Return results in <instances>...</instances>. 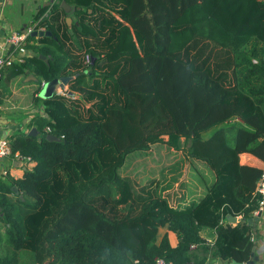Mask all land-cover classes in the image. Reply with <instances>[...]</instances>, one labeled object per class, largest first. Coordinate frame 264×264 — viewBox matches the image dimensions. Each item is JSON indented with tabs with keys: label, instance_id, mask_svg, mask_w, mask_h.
Returning a JSON list of instances; mask_svg holds the SVG:
<instances>
[{
	"label": "trees",
	"instance_id": "trees-1",
	"mask_svg": "<svg viewBox=\"0 0 264 264\" xmlns=\"http://www.w3.org/2000/svg\"><path fill=\"white\" fill-rule=\"evenodd\" d=\"M64 1L71 24L60 2L40 5L30 24L51 35L29 32V52L2 69L0 101L41 111L7 135L24 172L0 177V264L247 261L264 164V0ZM58 77L74 94L39 96ZM157 146L177 153L153 177L120 173Z\"/></svg>",
	"mask_w": 264,
	"mask_h": 264
},
{
	"label": "crops",
	"instance_id": "crops-1",
	"mask_svg": "<svg viewBox=\"0 0 264 264\" xmlns=\"http://www.w3.org/2000/svg\"><path fill=\"white\" fill-rule=\"evenodd\" d=\"M55 0H0V50L6 48L11 49V46L6 42V37L12 30H21L27 25H30L32 14L40 5H45ZM26 3H29L27 9L32 8L31 17L28 21L22 16L23 9ZM30 5V6H29ZM28 9V10H29ZM25 50V48H23ZM29 52V51H27ZM27 75L25 79L30 78ZM55 89V88H54ZM9 99L0 101V135H8L16 129H30L26 126L28 120L35 111H41V106H31L26 109H20L18 105L10 103ZM23 108V107H22ZM242 161L249 163H261V160L250 153L241 154ZM24 165L18 160L8 156L0 159V177L5 178L10 175L13 178H19L23 175ZM238 219L241 215H235ZM162 231V230H161ZM201 234L209 241L214 238V229L205 227ZM252 235L254 236V244H256L255 253L259 255L260 260L256 264H264V254L260 253V249H264V210L261 212L259 220L254 224ZM216 264H221V260L214 258ZM211 259H208L206 264H212Z\"/></svg>",
	"mask_w": 264,
	"mask_h": 264
},
{
	"label": "built area",
	"instance_id": "built-area-1",
	"mask_svg": "<svg viewBox=\"0 0 264 264\" xmlns=\"http://www.w3.org/2000/svg\"><path fill=\"white\" fill-rule=\"evenodd\" d=\"M41 28V27H40ZM38 29V28H37ZM35 30L33 28V24L27 25L21 30H12L9 32L8 36L6 37V42L11 46V49L8 50L6 48L0 50V82L2 79V69L5 65L11 64L14 61H21L22 55L24 52V43H25V37L29 32H32ZM19 48V49H18ZM26 49V48H25ZM253 62H256V59H252ZM44 80L42 81V85L44 84ZM54 91H57L59 93H63L67 96H72L74 92H72L66 83L62 85H57L54 89ZM11 153L10 144L8 142L7 135H0V159L8 157ZM16 157L20 160L21 158L19 155L16 154ZM22 161V160H20ZM33 161L29 159V156L26 157L25 166L31 167L33 165ZM255 193L257 194V206L252 211V216L256 215L259 211L264 210V164L262 167V171L260 173V176L257 181ZM251 239L254 240V236H251ZM213 240V239H212ZM212 240H209L210 243H212ZM260 253L264 254V249H260ZM72 264H78V263H72ZM156 264H173L170 261H164L160 258L156 260ZM212 264H216L213 262Z\"/></svg>",
	"mask_w": 264,
	"mask_h": 264
},
{
	"label": "rangeland",
	"instance_id": "rangeland-1",
	"mask_svg": "<svg viewBox=\"0 0 264 264\" xmlns=\"http://www.w3.org/2000/svg\"><path fill=\"white\" fill-rule=\"evenodd\" d=\"M28 4L29 3L25 4L22 13V16L25 18L24 22L28 21L29 18L31 17L32 8L30 9L28 8L29 9L28 10L27 9ZM226 8L228 7L224 5L223 9L226 10ZM242 17L243 15L240 18ZM72 20H73V13L69 14L67 11V15H66L67 23L71 24ZM230 20L231 17H229L228 22ZM229 23L231 24L232 22L230 21ZM234 23H237V26L236 24L235 25L232 24V26L237 28H240V25L242 24L240 23V20L238 22L235 21ZM27 51L29 50L28 49L24 50L25 53H28ZM25 130H27V128ZM171 153H177V150L168 149L163 146H157L153 148V154L149 156V158L146 156L147 152L136 151L134 154H130L128 156L129 158L126 160L125 164L120 169V173L132 175L136 179L137 183H143L146 178L153 177L154 174H157L158 172L157 165H159L160 163L166 165V163L170 162L169 160H167V157H170ZM148 159L150 160V163Z\"/></svg>",
	"mask_w": 264,
	"mask_h": 264
},
{
	"label": "water",
	"instance_id": "water-1",
	"mask_svg": "<svg viewBox=\"0 0 264 264\" xmlns=\"http://www.w3.org/2000/svg\"><path fill=\"white\" fill-rule=\"evenodd\" d=\"M56 2H60V4L63 6V8L65 10L68 11L69 14H72L75 7H70L64 0H55ZM32 35H35V36H43V35H51V32L47 29H43V28H38V29H35L31 32ZM41 58H43L46 62L48 61V58L45 57L44 55L40 54L39 55ZM68 82V78L66 77H58V78H53V79H50V80H46L44 82V84L42 85L40 91H39V96L45 98V97H48L50 96L53 92H54V88L57 86V85H62L64 83H67ZM31 131H33V128L31 129ZM48 137H52L51 134H47ZM261 216V211H259L256 215H253L251 217H249L247 219V221L251 224H255L259 218ZM227 219L228 221H238L239 219L233 215V214H227ZM255 249H256V244H253L252 247H251V253H250V257L247 261H238L236 259H231L229 260L228 262H226V264H256V262L258 260H260V257L259 255H257L255 253Z\"/></svg>",
	"mask_w": 264,
	"mask_h": 264
}]
</instances>
